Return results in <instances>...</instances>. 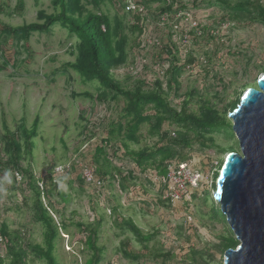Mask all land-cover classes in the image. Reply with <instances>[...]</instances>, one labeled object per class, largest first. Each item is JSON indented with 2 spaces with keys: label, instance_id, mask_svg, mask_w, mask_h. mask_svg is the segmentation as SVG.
Listing matches in <instances>:
<instances>
[{
  "label": "rangeland",
  "instance_id": "rangeland-1",
  "mask_svg": "<svg viewBox=\"0 0 264 264\" xmlns=\"http://www.w3.org/2000/svg\"><path fill=\"white\" fill-rule=\"evenodd\" d=\"M16 3L17 0H0V157H6L1 141L2 119L14 131L20 124L30 128L37 117V135L33 138L35 147L29 154H23V165L28 166L38 179L47 172L53 173L55 184L48 189H52L51 199L56 202L54 208L58 212L51 210L50 214L56 222L61 220L66 225V229H59L60 239L56 246L59 264H84L89 254L83 245L84 234L75 223H89L98 218H102L98 244L104 247L100 264H204L200 258L206 264H224L225 250H219L217 246L228 232L220 221L209 219L207 214L210 204L219 208L213 199L214 173L227 152L239 151L235 135L230 136L228 130L211 135L221 151L215 146L201 150L197 144L183 151L185 158L190 159L188 166L198 169L201 174L192 192L181 179L172 181L166 189L151 181L144 189L146 192L138 185L133 192L119 191L117 186H100L96 193L86 183L82 187L79 182L82 178L80 168L86 165L94 171L89 161L91 155L100 140L106 137L109 123L118 119L124 101L120 98L117 102L100 103L85 95H77L84 92L96 94L98 84L95 81L84 82L71 69H61L62 63L72 62L76 55L73 46L77 40L65 28L54 25L50 33H33L24 43L3 37V26L15 27L34 22L40 9L47 13L53 11L48 0L38 3L22 0L18 9ZM86 6L92 8L91 5ZM148 6L139 46L132 48L133 35L129 25L133 22V13L123 10L121 1L115 4L105 1L100 6L102 13L110 18L117 15L122 24L121 30L127 39L126 62L111 73L123 84L127 83V87H132L136 80L153 82L155 79L165 86L167 77L162 71L171 57H161L162 49L166 48L169 34H179V31L171 32L174 15L155 13L156 3H148ZM190 13L207 26L213 39H191L193 36L189 35L188 41L180 42L182 50L190 51L187 56L191 55L194 61L185 65L177 90L178 97H169V100L178 107V103L187 98L184 94L196 90L198 95L192 97V109H195L196 98L201 97L215 109L225 110L228 119V113L233 110L231 104L240 101L241 92L254 85L264 73V20L222 22L219 19L222 8L215 0L202 1ZM173 38L179 43L177 36L173 35ZM181 56L184 57L183 53ZM179 63L182 64V60ZM83 127L87 131L84 132ZM164 129L172 130L167 125ZM89 133L93 136L89 137ZM140 136V142L131 144V149L138 150L156 140L147 135L146 125L141 127ZM111 157L115 166L125 169L134 166L122 155L119 159ZM206 157L211 159L210 162ZM149 173L154 174L153 171ZM0 179V186L4 189L0 195V223L4 222L10 231L19 232L25 243H41L43 227L32 217L33 194L28 187V179L17 177L16 183L6 181L4 175ZM38 183L41 185L40 181ZM135 184H138L137 181ZM205 184L208 193L206 202L202 192L197 191ZM43 197L42 202L48 207ZM167 200L170 207H167ZM139 203H144L143 208ZM120 218H129L144 234L152 235L146 249L130 232L117 227L116 221ZM122 248L142 256L137 260L126 258ZM0 251L7 261L1 247ZM192 251L196 254L195 261ZM28 263L44 264L40 260Z\"/></svg>",
  "mask_w": 264,
  "mask_h": 264
},
{
  "label": "trees",
  "instance_id": "trees-1",
  "mask_svg": "<svg viewBox=\"0 0 264 264\" xmlns=\"http://www.w3.org/2000/svg\"><path fill=\"white\" fill-rule=\"evenodd\" d=\"M34 1L38 3L41 0ZM48 1L53 8L51 13L40 9L36 12L34 22L23 23L15 27L5 25L1 34L5 38H13L24 43L29 40L33 33L48 34L54 25H60L69 34L74 35L77 40L73 46L76 50L74 60L62 63L61 69L65 71L71 69L78 73L84 82L95 81L98 84L96 94L84 92L77 95H85L100 103L117 102L120 98L123 99L124 106L120 110L118 119L109 123L105 131L106 137L96 145L89 160L94 167L95 182L88 186L92 191L95 190L97 193L100 186L102 188L117 186L119 191L133 192L136 191L138 185L142 191L146 192L144 189L150 184L151 173L149 172L166 174L170 164L174 163L176 166L189 164L190 159L183 155L185 149L197 144L201 150L215 146L221 151L222 148L214 143L211 135L220 130H226V132L228 130L230 136H234L231 122L226 118L225 110L215 109L210 106L208 100L201 97L196 98L195 109H192L190 106L193 102L192 97L198 95L196 90L184 94L187 98L179 102L178 107L169 100V97H178L177 90L180 78L186 65L180 64L176 57V43L171 42L166 49L171 56V64L166 72L165 86L156 79L153 82L136 80L132 87H127V83L123 84L111 73L112 70L115 71L126 62L127 55V39L123 36L119 17L114 15L110 18L100 11V6L105 1L111 3V0ZM141 1L146 9H149L148 3L158 4L155 10V13L158 14L168 13V15H172L174 4H178L181 9L186 8L181 0ZM202 1L204 0H194L191 4L196 8L198 3ZM215 1L221 5L222 15L219 16V19L222 22L234 23L254 19L263 22L264 20V4L261 2L252 0ZM20 5H22V0H17L16 9ZM86 5H91L92 8L88 9ZM141 19L139 14H133V22L129 25L130 33L133 35L131 48L139 46V37L143 28ZM198 28L202 31V39H213L212 35L207 33V26L201 24ZM192 61L193 59L189 57L186 63L189 64ZM72 95L75 96L76 94L72 93ZM238 103L239 100L232 103V108L234 109ZM37 125L38 118L35 117L30 128L20 124L16 130L11 131L2 119L1 141L3 142L2 150L6 157H0V177L6 176V181L9 182H14L16 175L21 179H28L27 184L33 194L31 201L32 217L36 223L42 225L43 233L41 243L30 241L25 243L19 232L10 231L7 225L1 222L0 247L5 251L8 260H4L5 258L0 251V264H29L28 261L34 260L43 261L44 264H59L56 255L57 241L60 239L59 229H66V225L61 220V222H56L50 214L51 210L58 212L54 208L56 202L51 199L53 196L52 189H48V187H54L53 174L47 172L41 179H38L34 177L28 166L23 165L25 159L23 154H29L35 147L33 138L37 135ZM144 125L147 126V135L153 139L155 137L156 140L149 146H142L138 150H133L130 145L140 142V129ZM164 125L169 126L172 130H165ZM83 131H87V128L83 127ZM92 136L93 134L89 133V137ZM230 149L232 148L230 147ZM112 155L117 159L122 155V157L131 160L134 165L133 168L125 169L115 166ZM202 156L206 155L202 154ZM206 160L210 162L211 159L206 157ZM203 164L205 163L203 162ZM221 165L222 161H219L214 173L215 178ZM39 180L42 189L38 185ZM135 181L138 184H135ZM49 182L51 183L49 184ZM79 182L82 187L87 184L81 178H79ZM198 190L202 192L203 200L206 202L208 199L207 184ZM192 191L194 189L190 188V192ZM2 192L4 189L0 186V195ZM43 196L48 202V207L44 206L42 202ZM59 196L65 199L62 194ZM156 200L160 203L164 202L159 198ZM166 202L167 207H170V202L168 200ZM116 205L119 206L118 203ZM139 206L143 208L144 203H139ZM112 209L115 210L114 207ZM208 209L207 216L209 219L220 221L228 232L221 237L217 248L225 251L234 248L238 242L229 227L226 226L225 218L219 208L217 209L210 204ZM101 224L102 218L89 223L80 221L75 223L76 228L84 234L83 245L89 254L84 264H100L102 261L104 247L98 244ZM116 225L122 231L130 232L143 249L147 248L146 243L152 235L144 234L129 218H120L119 221H116ZM122 254L126 258L134 260L142 256L138 253L127 252L123 248ZM195 255L192 251L191 256L194 261ZM200 260L206 264L202 258Z\"/></svg>",
  "mask_w": 264,
  "mask_h": 264
},
{
  "label": "water",
  "instance_id": "water-1",
  "mask_svg": "<svg viewBox=\"0 0 264 264\" xmlns=\"http://www.w3.org/2000/svg\"><path fill=\"white\" fill-rule=\"evenodd\" d=\"M239 151H229L213 199L238 244L224 264H264V73L228 113Z\"/></svg>",
  "mask_w": 264,
  "mask_h": 264
},
{
  "label": "built area",
  "instance_id": "built-area-1",
  "mask_svg": "<svg viewBox=\"0 0 264 264\" xmlns=\"http://www.w3.org/2000/svg\"><path fill=\"white\" fill-rule=\"evenodd\" d=\"M134 3L135 1L132 0ZM263 2L264 0H259ZM135 6L131 5V8H134ZM139 11H142V8L138 5H136ZM176 20H179L181 23L180 24H174L173 29L174 31H179V43L177 45L179 46V54L183 53L185 55L187 50H182V46L180 45V42H185L190 39L189 36V30L192 29L193 27H197L199 23V19H194L189 11H180L175 15L174 22ZM186 29H183L186 27ZM200 30H198L197 34H200ZM91 170V171H89ZM198 170V169H197ZM193 167H189L188 165H180L176 166L174 163L170 164L168 166V171L166 174H157L154 172L151 177L150 181L158 184V186L164 187L165 189L167 186H169V183L172 181H176L177 179H181V181L185 180L186 186H188V190L190 188H196V182L201 178V174ZM81 177L85 183L92 185L95 182L94 174H93V169L88 168V166L85 165V167H81ZM152 178V179H151ZM189 182L191 185H189ZM198 190V189H197Z\"/></svg>",
  "mask_w": 264,
  "mask_h": 264
},
{
  "label": "clouds",
  "instance_id": "clouds-1",
  "mask_svg": "<svg viewBox=\"0 0 264 264\" xmlns=\"http://www.w3.org/2000/svg\"><path fill=\"white\" fill-rule=\"evenodd\" d=\"M116 1H121V6H122V9L123 10H126V11H129V12H132L133 14H135V13H137V14H139L140 15V17L142 18L141 20V24H142V27H143V22H144V19H145V14H146V12H147V10L148 9H146L145 7H144V5H143V3H142V1L141 0H134L135 1V3L132 1V0H111V4H115V2ZM185 5H186V8L185 9H181V8H179L178 7V4H174V6H173V12H172V15H176L178 12H180V11H182V12H184V11H192V10H194L195 8L192 6V2L194 1V0H181ZM252 1H257V2H261V1H259V0H252ZM200 3V2H199ZM199 3H198V5H199ZM262 3V2H261ZM264 4V3H263ZM117 5H119V3L117 4ZM131 5H133V6H135L134 8H131ZM136 5H138V6H140L141 8H142V11H139L138 10V8L136 7ZM198 5H197V7H198ZM196 7V8H197ZM148 13V12H147ZM159 15H166V16H172V15H168V13H164V14H159ZM197 18V17H196ZM30 23V22H29ZM181 22L179 21V20H176L175 22L173 21L172 22V24H171V32H174V29H173V26H174V24H180ZM233 23V22H232ZM56 25H58V24H56ZM199 25H201V23H200V21H199V23H198V25H197V27H193L192 29H190L189 30V35H192L193 37L191 38V39H193V38H197V39H200V38H202V31H201V29L200 28H198L199 27ZM60 26V25H59ZM53 28V27H52ZM144 28H142V34L141 35H143V32H144V30H143ZM102 30H103V27H102ZM198 30H200L201 32H200V34L198 35L197 34V32H198ZM207 33H208V31H207ZM210 34V33H209ZM173 35L174 36H177L178 37V39H179V34H174L173 33ZM173 35L172 34H169V39H167V41H166V48L163 50V54L165 55H161V57H163V58H167L168 56L169 57H171L168 53H167V51H166V49H167V47L170 45V43L172 42V43H176V41L174 40V38H173ZM176 45H177V43H176ZM177 49H176V57H177V59L179 60V61H181L182 60V65H187V63H186V61L188 60V58L189 57H191V55H188L187 56V54L190 52V51H186V53H185V55H184V57L183 56H181L180 54H179V46L177 45V47H176ZM162 51V50H161ZM189 54H191V52L189 53ZM187 56V57H186ZM192 58V57H191ZM193 59V58H192ZM193 61H194V59H193ZM165 64H166V68H164L163 69V73H165V72H167V70H168V68L170 67V64H171V62L170 61H167V62H165ZM130 70H133V69H130ZM156 80V79H155ZM159 80V79H158ZM160 81V80H159ZM245 90V89H244ZM244 90H243V92H244ZM243 94V93H242ZM242 94H240V97H241V95ZM224 160V159H223ZM223 162V161H222ZM53 174V173H52ZM17 177H19V176H17L16 175V179H17ZM82 179V178H81ZM216 179V178H215ZM40 181V180H39ZM41 182V181H40ZM150 184H151V181H150ZM38 185H39V183H38ZM214 186H215V181H214ZM39 187L40 188H42V185H39Z\"/></svg>",
  "mask_w": 264,
  "mask_h": 264
},
{
  "label": "bare ground",
  "instance_id": "bare-ground-1",
  "mask_svg": "<svg viewBox=\"0 0 264 264\" xmlns=\"http://www.w3.org/2000/svg\"><path fill=\"white\" fill-rule=\"evenodd\" d=\"M227 155V154H226Z\"/></svg>",
  "mask_w": 264,
  "mask_h": 264
}]
</instances>
